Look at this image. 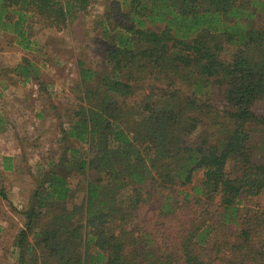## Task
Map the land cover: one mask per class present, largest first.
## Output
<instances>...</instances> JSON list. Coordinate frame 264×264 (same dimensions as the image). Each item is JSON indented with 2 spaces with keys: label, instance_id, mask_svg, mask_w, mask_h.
I'll list each match as a JSON object with an SVG mask.
<instances>
[{
  "label": "trees",
  "instance_id": "1",
  "mask_svg": "<svg viewBox=\"0 0 264 264\" xmlns=\"http://www.w3.org/2000/svg\"><path fill=\"white\" fill-rule=\"evenodd\" d=\"M102 1V61L78 60L66 127L47 99L58 136L6 264H264V0ZM95 2L0 0V34L74 38Z\"/></svg>",
  "mask_w": 264,
  "mask_h": 264
},
{
  "label": "rangeland",
  "instance_id": "2",
  "mask_svg": "<svg viewBox=\"0 0 264 264\" xmlns=\"http://www.w3.org/2000/svg\"><path fill=\"white\" fill-rule=\"evenodd\" d=\"M104 10L103 1L96 0L82 16V32L75 29L78 33L74 38L68 28L56 30L32 18L27 23L30 50L13 41L7 44V38L0 34V66L9 69L0 77V157L7 158L14 168L3 171L0 179L5 195H0V264L10 263L11 243L22 223L17 211L25 206L33 185L29 174L38 176L49 152L55 148L58 119L47 108V99L58 105L60 122L66 127L67 114L78 106V60L95 69L102 61L99 21ZM23 59L37 68L45 89L20 80L10 70L24 63ZM4 76L11 77L10 84L1 80ZM215 99L214 103L220 104V98ZM70 182L74 184L76 179L71 178Z\"/></svg>",
  "mask_w": 264,
  "mask_h": 264
}]
</instances>
